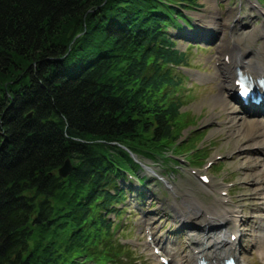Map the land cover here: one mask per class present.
Returning a JSON list of instances; mask_svg holds the SVG:
<instances>
[{"label":"trees","instance_id":"16d2710c","mask_svg":"<svg viewBox=\"0 0 264 264\" xmlns=\"http://www.w3.org/2000/svg\"><path fill=\"white\" fill-rule=\"evenodd\" d=\"M198 1L0 0V264H127L117 219L148 179L131 152L206 153L180 139L169 31Z\"/></svg>","mask_w":264,"mask_h":264},{"label":"rangeland","instance_id":"374dc122","mask_svg":"<svg viewBox=\"0 0 264 264\" xmlns=\"http://www.w3.org/2000/svg\"><path fill=\"white\" fill-rule=\"evenodd\" d=\"M198 2L199 7L183 10L187 21L192 23L191 28L179 21L182 27H170L169 31L177 40L178 47L186 50L189 62L188 66H182L177 72L183 81L177 95L181 96L184 105L176 124H189L182 130L180 139L186 138L187 142L191 138L201 139L198 145L205 148L206 153L197 147L189 151L183 148L177 150L175 147L174 152L178 156L170 161L141 160L137 154H131L136 162L146 166L142 174L149 177L146 199L138 200L135 191L129 192L128 210L123 214L120 229L116 233V237L128 245L132 257L122 259L131 264H164L160 255L154 253V246L161 245L158 243L160 239L162 242L167 241L163 245L166 251L163 250L162 254H167V248L170 247L176 252L171 264H180L181 257L191 253L195 237L190 238L188 225L195 227L193 213L189 210L181 212L180 208L188 194L197 196L204 204L213 205L218 203L216 197L226 195L229 206L239 211V228L245 233L239 244V260L245 264H264V232L261 230L264 225V181L253 180V176L261 172L263 166L251 167L256 174L245 180L240 175L241 171L250 170L244 169L242 162L248 161L250 157L262 161L264 154L256 148L257 141L253 139L259 136L254 135L241 146L232 138L231 131L225 128L223 121L226 119L227 103L214 102L218 95L223 100L229 96L220 88L223 77L218 62L221 61L219 51L223 40L219 33L211 36L209 22L206 23L201 17L209 13L208 8L213 1ZM253 3L258 7L253 8ZM215 4L224 17L230 11L233 12V17L229 19L233 24L229 23L228 33L231 40L241 38L242 44L238 50H246V56L249 57L258 52V58L264 59V0H215ZM230 99L229 105L240 110L237 114L241 122L243 119L256 120L240 107L235 98ZM234 134H238V131ZM202 173L209 175V183L201 180ZM126 185L129 186L128 182ZM187 212L190 218L184 222L182 216L187 215ZM231 227L232 224L226 227V235Z\"/></svg>","mask_w":264,"mask_h":264},{"label":"bare ground","instance_id":"6f19581e","mask_svg":"<svg viewBox=\"0 0 264 264\" xmlns=\"http://www.w3.org/2000/svg\"><path fill=\"white\" fill-rule=\"evenodd\" d=\"M208 1H213V4L209 6L210 8H208L209 13L202 14L201 17L205 19L204 21H206V23L209 22L208 25L211 26L210 29L212 30L211 36H213L212 34L219 33L221 39L223 40L220 46V49H222V61L220 62L221 65L219 70L221 71V76L223 77V80L220 83V88L222 92L224 90L229 94L228 97H224V100L220 95H218L214 102L215 104H223L224 101L227 103V109L225 108L226 119L223 123L225 124V128L231 131L232 138L241 144V146H244L246 142H249L248 140H251L254 135H257L259 136L258 139L253 138L257 141L255 144L257 146L256 148L264 154L263 121L259 117H256V120L243 119V122H241L240 115L237 114L240 110L234 105L233 107L232 105H229V100H231L230 98L235 95V92L238 89L235 82L237 77L236 69H241L244 74H247L249 78L253 80L257 77H264V59L262 58L260 60L258 58V52H256L254 56L249 57L246 56V50H238L242 44L240 41L241 38L231 40L228 33L229 23H231L229 19L233 17V12L230 11L228 15H225L224 17L221 15V11H219L216 7L215 0ZM252 6L253 8L258 7V5L254 3ZM262 35H264V32H262ZM229 40H231L230 43ZM223 45L227 46L226 50V46L222 48ZM228 51L230 52V56L227 60L225 56L229 53ZM262 53H264V51ZM242 108H244L245 112L250 111L248 106H242ZM237 131L238 134H234ZM242 163L244 169L247 168L248 170L251 167L257 168L259 165L263 166L262 171L257 172V174L251 169L249 171H241L240 175H242L243 180L256 174L253 176V180L256 182L264 181V160L260 161L257 158L252 159V157H250L248 161ZM216 202L218 203L215 205L204 204L193 194H188L183 199L182 204L180 205L181 212L183 210H189V212L193 213L192 218L194 219V230L198 234L196 238H194L195 246L193 247L191 253L181 257L180 264H196L199 256L208 259L212 264H219L223 260L224 256L227 257L228 254L234 256L236 255L239 246L238 241L243 236V234L239 232V229L236 228V226H239L240 222L238 217L239 211L229 206L228 197L226 195L216 197ZM182 217L184 222L188 221L190 218L188 212L187 215L185 214ZM229 224H232V230L228 232L229 235H226V227ZM262 228L264 229V225ZM232 234H236L233 240ZM263 235L264 233L262 236ZM263 243H261V245ZM167 251V255L174 254L172 248H167Z\"/></svg>","mask_w":264,"mask_h":264},{"label":"water","instance_id":"95a60500","mask_svg":"<svg viewBox=\"0 0 264 264\" xmlns=\"http://www.w3.org/2000/svg\"><path fill=\"white\" fill-rule=\"evenodd\" d=\"M73 169V164L71 160L68 158L65 160L64 164L59 169V174L63 177L67 176Z\"/></svg>","mask_w":264,"mask_h":264}]
</instances>
